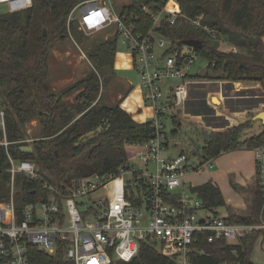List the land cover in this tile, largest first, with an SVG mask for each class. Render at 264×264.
Here are the masks:
<instances>
[{
  "label": "trees",
  "instance_id": "trees-1",
  "mask_svg": "<svg viewBox=\"0 0 264 264\" xmlns=\"http://www.w3.org/2000/svg\"><path fill=\"white\" fill-rule=\"evenodd\" d=\"M87 0H34L33 7L21 13H0V90L6 103V129L9 153L17 161L35 163L40 175L48 180L67 181L72 177L94 173H113L125 162L135 161L141 143L152 134L150 121L139 123L121 107L102 104V87L106 70L115 75L119 36L100 42L89 52L94 71L64 91H56L47 83L49 61L56 41L68 37L70 15ZM163 0H132L123 7L140 33L148 34L154 20L143 9L152 10ZM187 19L175 25L164 22L157 32L177 43L181 51L189 48L207 61L204 76H190L191 81L216 80L228 83L258 84L264 91V0H179ZM202 17L200 24L194 23ZM47 30V36L44 30ZM186 40H200V50L186 47ZM81 42V40H79ZM200 79V80H199ZM48 86V89L46 88ZM78 94L71 101L67 98ZM128 95V92L125 96ZM8 103V105H7ZM198 105L196 106V108ZM198 109V110H197ZM196 111H204L201 104ZM38 121L42 137L33 142V151L19 148L22 126ZM174 124L180 127L177 119ZM242 123L224 131L211 132L201 149V166L222 154L238 150H254L264 145V131L242 139L252 123ZM3 133L0 132V139ZM11 163L6 148L0 145V205L10 199L12 190ZM44 184L24 174L14 179L17 209L21 211L32 200L44 196ZM196 190L204 205L217 214L227 207L221 189L208 181ZM246 223L264 222V192L260 174L256 173L254 205L249 216H228ZM264 230L242 238L237 244L225 240L208 243L201 238L192 264H253L252 254ZM31 264H73L62 250L49 255L38 247L29 250ZM123 264V263H122ZM131 264H176L148 243L141 245Z\"/></svg>",
  "mask_w": 264,
  "mask_h": 264
},
{
  "label": "built area",
  "instance_id": "built-area-1",
  "mask_svg": "<svg viewBox=\"0 0 264 264\" xmlns=\"http://www.w3.org/2000/svg\"><path fill=\"white\" fill-rule=\"evenodd\" d=\"M33 4L34 0H0L7 13L25 12ZM80 9L82 30H114L130 50L145 105L154 114L153 131L141 143L135 161L125 162L113 173L50 181L40 175L35 163L17 162L9 153L12 143L1 112L0 145L11 163L12 190L10 199L0 205V264H31L29 250L34 246L49 255L62 250L65 260L73 264H131L144 243L176 264H192L194 253L203 252L197 248L201 238L237 244L264 230V222L246 224L212 213L196 187L186 182L188 174L202 166L189 165L182 141L175 139L180 127L173 121H179L190 100V87L196 81L188 78L194 75L196 54L181 51L176 42L157 32L164 22L175 25L187 19L179 0H163L155 10L143 7L154 20L148 34L140 33L109 0H87ZM201 19L194 23L199 25ZM84 20L106 22L87 30ZM253 151L264 192V145ZM19 173L43 182L46 191L21 211L14 188Z\"/></svg>",
  "mask_w": 264,
  "mask_h": 264
},
{
  "label": "rangeland",
  "instance_id": "rangeland-1",
  "mask_svg": "<svg viewBox=\"0 0 264 264\" xmlns=\"http://www.w3.org/2000/svg\"><path fill=\"white\" fill-rule=\"evenodd\" d=\"M112 5H116L117 8L121 9V7L132 0H109ZM129 4V3H128ZM117 9V10H119ZM0 13H7L6 8L0 7ZM81 15L82 9H78L70 15L69 24H68V37L63 38L62 40L56 41L55 49L52 52L49 61V76L47 79V83L53 90L56 91H64L73 85L77 84L81 80H83L88 74L94 71V66L92 62L89 60V52L93 51L94 48L102 41L113 38L115 33L114 30L101 31V32H85L81 28ZM81 40V42L79 41ZM187 51L194 53L189 48H186ZM120 56L129 57L132 56L130 50L124 46L120 41L118 42V52H117V61ZM196 63L193 67L192 74L199 73L200 76H204L207 69V61L203 58L195 56ZM119 77L125 79L129 84H131L134 88H137L140 84V79L138 73L136 71H128V72H118ZM104 80V85L102 87V104L112 106L118 102H120L117 98L118 91L120 93H124L123 90H120V85L116 81V77L111 73L110 70L105 71V75L102 78ZM202 78L200 81H196L201 84L194 85L195 82H192L191 85L193 88L191 89V100L194 97H202L211 105L217 106L216 111L226 112L228 116L233 117L234 124L232 127H236L242 123H247L249 120H252L258 112H264V101H262L259 96L260 94H256L255 91H252L249 86H255L253 84L235 83L230 86H226L225 82L216 81V80H204ZM221 82V83H220ZM245 86V87H244ZM0 90H4V88H0ZM78 94V92L73 93L67 101H71ZM125 95V94H124ZM142 99V105L139 106V109L143 110V117L146 121H150L153 119V111L150 107L145 105L143 96L139 97ZM259 98V99H256ZM134 102L138 103V98L134 97L132 99ZM115 101V102H114ZM262 105H259L258 103ZM6 103L5 98L2 96L0 92V122H1V112H4V119L6 125V117L7 110L3 105ZM135 103V104H136ZM225 103L227 105H225ZM8 105V103H7ZM229 107L228 109L225 107ZM247 106L251 107L247 110ZM225 107V108H224ZM254 107L255 110L253 109ZM183 108H181L182 111ZM232 110V111H231ZM247 110L243 112H236ZM235 115H233V114ZM243 114V115H242ZM259 115V114H258ZM257 115V116H258ZM244 117V119H239L240 117ZM226 122H231L228 119H224ZM237 120V121H236ZM247 120V121H246ZM259 119L252 120L253 122L248 126L247 129L244 130L242 139H248L253 136L260 134L264 131V124L258 121ZM258 121L259 123H256ZM179 122L180 129L175 137L176 140L182 141L181 148L184 149L186 156L189 158V165L191 168H196L201 166V150H196L198 144L202 142L205 144L202 130L208 134L214 131H224L227 129L215 130L208 129L203 127L201 130L199 128L194 127L195 121L193 119L189 120L185 117L183 112L179 114ZM168 130H171L172 127L170 122H166ZM7 127V125H6ZM41 128L38 121H32L30 123L22 126V139L19 142L27 143L28 146H32L33 142L40 139ZM177 155V152H175ZM247 164L250 163V159H244ZM204 166L200 167V171L195 173L194 177H192L193 184L202 183L206 178V173H212L213 167H209V165L203 164ZM193 174V173H192ZM254 187H249L246 191L242 192V195L245 199L246 206L244 208L227 206L219 208L217 210V214L222 217H228L229 215L233 216H249L253 209L254 205ZM214 213V212H212ZM252 262L253 264H264V238L260 237L257 241L255 249L252 254Z\"/></svg>",
  "mask_w": 264,
  "mask_h": 264
},
{
  "label": "crops",
  "instance_id": "crops-1",
  "mask_svg": "<svg viewBox=\"0 0 264 264\" xmlns=\"http://www.w3.org/2000/svg\"><path fill=\"white\" fill-rule=\"evenodd\" d=\"M128 3L123 5L121 9L117 8L116 5H113L114 10H116L117 12H122L123 7L128 5ZM114 69H115L116 81L118 82V85H120V90L124 91V93H120L118 91L117 92L118 96L116 99H118L121 102V107L125 111L130 113L135 121L139 123L147 122L143 117V110L139 109V106L142 105L143 103V102L141 103L142 99L140 100L139 98L143 96L140 86H138L137 88H134L125 79H123L122 77H119L117 74L118 72H128V71H133V70L135 71L132 56H129V57L120 56L118 61L116 59ZM198 84H201V82L194 83L195 86ZM225 84L226 86H229L228 83H225ZM253 85L255 86H249V88L252 91H255L257 95L260 94L261 97L259 96V98L262 101H264V91L262 90L260 85L258 84H253ZM193 87L192 86L190 87V98H191V92H192L191 89ZM127 92H128V95L125 96L124 94H126ZM134 97L138 98V103L132 100ZM259 98H256V99H259ZM201 104H204L206 109H204V111H201V110L196 111V109L199 108ZM258 104L262 105L260 102ZM197 105L198 107L196 108ZM225 105L227 104L225 103ZM225 107L227 109L229 108L227 106ZM216 108L217 106L209 104L207 100H205L204 98L202 99V97H194L192 100L190 99L186 103L183 114L185 115L187 119L189 120L193 119L195 121L194 127L195 128L200 127L201 130L203 129V127H206L208 129L221 130V129H227L233 126L234 124L233 122L235 120L233 117L235 116L230 118L226 112H222L219 110L216 111ZM250 108L251 107L247 106L246 109L249 110ZM255 108L257 107H254L253 109L255 110ZM247 110H242V111L235 110V111L244 113V111H247ZM258 114H261V113L258 112ZM257 115H255L252 120H256ZM228 118L231 121L230 123L224 120ZM239 119H244V117L242 116ZM258 121L264 124L262 120H258ZM258 121H256V123H259ZM181 151L185 153L183 148H181ZM244 159H248V160L250 159L251 164L250 165L247 164V162H245ZM211 165H213V172L206 173V178L202 183L193 184L192 179H191L192 177H194L195 173H198L200 171L199 170V171H191L188 174L186 178L187 184L197 187L208 181H213L221 189L228 207L233 206V207L244 208L246 204H245V199H244V196L242 195V192L244 190L246 191L249 187L250 188L254 187V185L256 188L257 167H256L255 152L253 150L251 151L238 150V151H233L230 153H225L219 156L218 158L212 160ZM228 216L230 215L228 214Z\"/></svg>",
  "mask_w": 264,
  "mask_h": 264
},
{
  "label": "water",
  "instance_id": "water-1",
  "mask_svg": "<svg viewBox=\"0 0 264 264\" xmlns=\"http://www.w3.org/2000/svg\"><path fill=\"white\" fill-rule=\"evenodd\" d=\"M44 35L47 36V30L45 29L44 30ZM183 45H185L186 47H190V48H193V49H197V50H200L203 46V43L202 41L200 40H186L183 42ZM46 88L48 89V86H46ZM257 118L259 120H262L264 122V112L259 114L257 116ZM202 135H203V139H204V142H206L209 137H210V134L206 133L205 131H202ZM204 144L202 142H200L196 148V150H201L203 148ZM22 152H26V153H29V152H32L33 151V147L32 146H21L19 148Z\"/></svg>",
  "mask_w": 264,
  "mask_h": 264
},
{
  "label": "clouds",
  "instance_id": "clouds-1",
  "mask_svg": "<svg viewBox=\"0 0 264 264\" xmlns=\"http://www.w3.org/2000/svg\"><path fill=\"white\" fill-rule=\"evenodd\" d=\"M106 21H102L100 24H96L92 21H87V20H84L83 21V25L84 27L87 29V30H95L99 25H101L102 23H105Z\"/></svg>",
  "mask_w": 264,
  "mask_h": 264
}]
</instances>
